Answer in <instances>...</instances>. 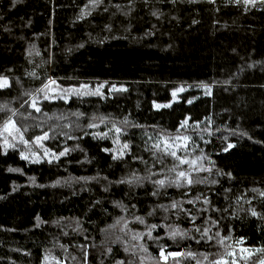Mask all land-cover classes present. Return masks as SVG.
<instances>
[{
	"label": "trees",
	"instance_id": "obj_1",
	"mask_svg": "<svg viewBox=\"0 0 264 264\" xmlns=\"http://www.w3.org/2000/svg\"><path fill=\"white\" fill-rule=\"evenodd\" d=\"M87 4L89 0H18L13 6L12 0H0V75L9 80V87L0 89V105L6 106L0 111V126L11 109L26 139L51 129L55 138L44 141L45 146L55 152L69 149L51 164L46 159L36 164L20 159L22 144L8 148L6 154L0 148V264H41L45 254L61 264H83L84 251L88 264L129 259L124 242L129 246L137 242L121 231V217L137 232L146 230L134 222L140 216L146 224H171L194 235L185 213L170 214L161 207L173 201L191 209L198 226L210 217L219 222L222 236L231 229L228 243L235 245L243 238V247H264V199L259 195L264 192V5L246 8L233 0L214 4L102 0L94 9L89 5L86 11L91 14L80 18ZM153 11L160 13L159 18ZM49 78L64 89L87 84L95 90L102 84L103 98L72 95L68 103L42 100L40 113L27 104L21 107L29 99L25 94H36ZM113 86L126 91H113ZM93 118L97 127L90 129ZM186 118V133L180 131L191 137L189 158L202 149L213 162L204 161L212 172L196 173L204 182L194 183L190 190L158 188L150 181L173 176L168 170L178 162L170 156L155 159L146 150L149 137L153 141L159 133L174 137ZM114 124L123 130L121 143L130 146L117 160L112 159L120 147L113 144L115 133L105 138L92 135L108 133ZM240 132L247 135L236 134ZM64 133L74 138L67 139ZM36 151L43 156L42 150ZM149 170L158 175L150 176ZM133 176L149 179L131 186L117 183ZM198 196H207L211 209L219 211L202 214L196 209L207 205L197 203L194 208L183 203ZM250 207L259 215L251 216ZM153 236L163 237L159 244L167 251L223 252L216 240L200 244L195 239L168 240L163 227ZM145 242L150 255L139 253L137 247L134 264H140L141 255L144 264H158L156 242L144 237L140 243ZM168 264H173L171 258Z\"/></svg>",
	"mask_w": 264,
	"mask_h": 264
},
{
	"label": "snow or ice",
	"instance_id": "obj_2",
	"mask_svg": "<svg viewBox=\"0 0 264 264\" xmlns=\"http://www.w3.org/2000/svg\"><path fill=\"white\" fill-rule=\"evenodd\" d=\"M13 6L18 2V0H12ZM147 3V0H145ZM170 3H175L176 0H169ZM195 0H189V3H194ZM102 3V0H89V4L85 5V9L81 10L82 16L80 18H83V16L91 14L90 11H86V9H89V5L92 9L98 7ZM207 3L214 4L215 0H207ZM233 3L235 5L243 4L246 8L247 7H255L257 4L264 5V0H233ZM119 8V6H116ZM107 10V9H105ZM127 14V13H125ZM152 15L159 18L160 13L158 11H153ZM251 67V65H249ZM11 71V69H9ZM29 75L36 76L35 73H30ZM38 78V77H37ZM55 86V88L53 87ZM9 87V80L6 76L0 75V89H6ZM103 88V85H98L95 90H92L89 85L87 84H80L79 87H70V88H61L55 80H52L49 78L47 82L42 83L41 87L36 90V94H30L26 93L25 95L29 96L28 100L24 101V104L21 105V107H24L25 104L28 105L29 108L34 109L35 112L40 113L42 111L41 107L39 106L41 101H49L59 98L64 100L65 103H68V97L72 95L76 96H82V95H97L101 96L103 98V94L101 93V89ZM58 90V91H57ZM83 90V91H82ZM113 91H126L124 88L117 89L115 86L112 88ZM206 94H210V88L207 86L205 87ZM177 93L174 91L172 93V96L175 98ZM188 103H192L191 100L188 101ZM6 106L0 105V111H4ZM154 107H168V105H155ZM12 114L8 116L2 126H0V148H3L5 151L3 154H6V150L8 148H16L17 144H22L24 146L23 149L19 150L20 152V159L25 160L29 163H41L42 160L46 159L49 164L53 162V160H58L60 157L65 156L69 149L64 148L63 150L59 152H55L49 147L45 146L44 141L54 139L55 137L50 135L51 129L49 131H43L41 130V134L35 135L31 139H26L23 135V132L19 127H17V124L13 117L16 115V112L8 109ZM47 115V113H45ZM51 119V117H49ZM60 118V117H58ZM94 119L89 122L88 128H96L97 124L94 122ZM125 124L129 123L127 119L124 121ZM188 125V119L186 118L184 121H182L179 125V127L176 130V135L173 136H166L163 133L158 134V138L153 141V138L149 137V143L146 147V150L151 151L153 154V157L155 159H160L162 156H170L172 157L174 162L173 167L170 168L168 171L170 173H174L173 176H166L165 178H156L152 179L150 182L158 188H165L168 186H175L176 188H187L190 190L191 186L196 183H203V179H201L199 176L195 175L196 173H203V172H212L211 167H205L204 161L207 160L208 164H213L211 160L208 159L206 155L203 154V150L200 151V155H197L195 157H191V154L189 153V147H190V141L191 137L186 133V126ZM134 127H140L139 125H133ZM65 127H68V125H65ZM181 129H185V133H181ZM24 131H27L25 129ZM122 129L117 126L113 125L112 129H109L108 133L101 132V133H92L93 138H95L97 135H99L101 138H105L109 135V133L114 132L116 138L113 140L114 145H120V147L116 148V150L112 153V159H122L127 153V150L129 149V144L127 142L121 143L120 141V135L122 133ZM89 133H85V135H88ZM238 135H247L246 133L240 132L236 133ZM67 139H73L69 133H64ZM211 135V133H209ZM10 138V139H9ZM209 141L205 140L204 143L207 144ZM232 144H228V148H232ZM228 148L225 149V151L228 150ZM36 149H40L43 152V156L39 155L36 151ZM102 151L108 153L112 150L103 148ZM183 152L184 155H179L178 153ZM184 166H187L185 168ZM9 172L13 171H20L19 169H13L9 168ZM150 171V170H149ZM218 175H224L225 173H220L217 171ZM157 173L150 171V176H157ZM226 175L231 178V173H226ZM34 179V178H31ZM149 177H131L127 180L121 179L117 183H127L128 185L133 184H139L142 180H147ZM212 183H215V181H212ZM106 190V189H105ZM255 191V190H254ZM153 195H157L158 191L154 190ZM185 196H188V191H185ZM260 197L264 199V192L259 193ZM183 203L191 204L193 207H196L197 203H201L203 205H207V207H201L197 208L196 210L201 212L202 214L204 212L215 210L219 211V209H211V203L207 196L196 197L195 199H187ZM251 203V202H249ZM117 207H123L122 205L117 204ZM135 207V205H133ZM164 208L166 212H169L171 214L172 211H179L185 213V215L188 217L189 221L192 223V229L191 232L194 235H190L189 231L182 230L178 227H173L171 224H146L145 219L140 216L134 217V222L139 223L140 225L145 226V231L143 232H137L133 229L129 228V223L127 219L124 217H121L120 219L124 221L121 231L126 232V234L131 235V240L136 241V244H132L131 246L128 245L127 242H124V252L125 255L128 257H131L129 259H121L117 260L115 264H134V258L137 257L138 253L136 251L137 247L139 249V253H145L148 254V247L145 243H140L141 240L144 239V237L147 238V241H154L156 242V246L159 248V261L158 264H168L169 258L172 259L173 264H183V262L187 259H192L195 261V264H240V261H244L245 264H264V247L260 248H246L243 247V238H240V240L235 242V245L232 243H228L232 239L231 237V229H229V234L227 236H222L218 224L219 222L215 219H212L210 217L204 218V224L203 225H197L196 220L197 217L193 214L191 209H186L182 206V202L180 201H173L169 206H161ZM251 216H258L259 213L252 207L248 209ZM149 215H152L150 212ZM167 219V217H165ZM37 221H40V218L37 217ZM120 221L118 220L117 223ZM79 223V222H77ZM208 225H211L209 227ZM37 227L40 226V223H37ZM163 227L165 229V236L166 239L172 240L173 242H177L179 240L184 239H195V242L197 244H200L201 242L208 243L212 240H216L217 244L221 249H223V252L220 254H207V253H196L193 251H183V250H174V251H167L165 246L159 244V240L163 239V237L159 236H153V232L158 228ZM212 228H216L217 230L215 232H212ZM9 231H12V229H9ZM103 231V230H102ZM67 235V233H65ZM198 237V238H196ZM119 239V238H118ZM84 248L87 247V245L82 246ZM237 250L239 255L237 254ZM112 249L108 248L106 249V252L111 253ZM84 261L83 264H88V252L84 251ZM202 257V259L198 258ZM231 258V259H229ZM73 259H76L73 257ZM145 256L141 255L139 256L140 264H144ZM50 261H54V264H61V261L57 259L56 257L50 256V254H45L43 257V260L41 261V264H49Z\"/></svg>",
	"mask_w": 264,
	"mask_h": 264
}]
</instances>
